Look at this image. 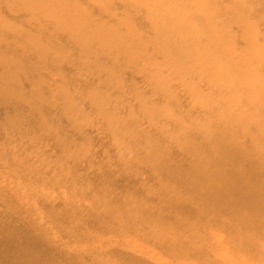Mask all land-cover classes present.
<instances>
[{
	"label": "bare ground",
	"instance_id": "obj_1",
	"mask_svg": "<svg viewBox=\"0 0 264 264\" xmlns=\"http://www.w3.org/2000/svg\"><path fill=\"white\" fill-rule=\"evenodd\" d=\"M187 83L194 85L191 100L185 102L177 89L184 90ZM263 92L264 0H0V159L5 162L0 179L3 173L24 175L12 169L13 160L33 150H26L18 137L29 138L37 126L54 127L56 138L67 143L79 140L80 131L68 133L61 113L77 120L110 118L123 135L129 134L127 123L136 119L138 111L154 127L171 125L172 116L213 127L243 120L220 114L211 98L239 95L251 117L264 120V97L245 99ZM53 103L58 108H52ZM141 130V139L132 142L140 148L165 137L163 133L152 139ZM207 133L197 128L183 129L178 135L203 159L202 167L186 173L161 168L164 179L175 180L191 192L185 196L188 203L158 193H144L146 200L184 216L201 215L202 220L222 215L240 222L246 215L264 220V159L235 151L225 134ZM257 146L263 147V142ZM154 151L147 157H155ZM61 168L55 162L44 173H53L59 180L69 176L72 185L91 181L76 162L62 168L73 175L60 173ZM104 184L93 188L107 202H125L113 193V183L107 188ZM140 186L145 189L144 182ZM7 191L0 189V198L13 206ZM81 195L88 198L90 192ZM77 216L90 223L87 215ZM8 218L0 210V264H57L47 257L39 261L38 255L45 256L44 238L31 231L19 234ZM90 224L102 228L103 223L94 219ZM109 228L115 229L112 224ZM112 244L124 247L126 242L117 239ZM124 250L114 248L108 253L129 264H150ZM190 255L212 262L205 249L192 250Z\"/></svg>",
	"mask_w": 264,
	"mask_h": 264
},
{
	"label": "rangeland",
	"instance_id": "obj_2",
	"mask_svg": "<svg viewBox=\"0 0 264 264\" xmlns=\"http://www.w3.org/2000/svg\"><path fill=\"white\" fill-rule=\"evenodd\" d=\"M132 77L129 74V79ZM244 83L249 84L250 81L245 80ZM193 85L187 83L184 90L177 89L182 101L191 100ZM260 97H264V92L246 95L245 99ZM210 102L220 114L243 121L226 125L215 123L213 127H207L199 120L181 121L172 116L171 125L158 123L154 127L152 121L138 111L136 119L127 123L129 134L123 135L120 125L110 118L97 115L77 120L66 112L61 113V122L68 133L80 131L77 133L79 140L67 143L56 138V129L50 126H37L28 135L29 138L18 137L26 150L33 151H27L24 156L13 160L12 169L23 171V176L3 173L0 189L6 188L15 202L13 206L6 205L0 198V210L7 214L13 229L21 231L19 234L24 236L31 231L34 236L44 238L45 256L38 255L39 261L47 257L57 264H129L120 256L108 253L120 248L130 256L145 258L150 264H214V260L221 264H264V220L249 215L245 216L244 222L225 215L215 220H202L201 215L184 216L146 200L144 193H158L173 202L188 203L185 196L191 192L175 180L164 179L161 173L163 166L171 170L181 169L184 173L190 168L203 166V159L178 138L183 129L186 132L199 128L207 134H225L227 140L236 146L235 151L247 152L254 159H264V120L251 117V111L240 104L239 95L216 96ZM53 105L52 108H58L57 104ZM26 110L28 112L29 108ZM166 114L169 113L166 111ZM141 129L152 139L159 138L163 133L165 137L157 144L146 143L140 148L132 142L141 139ZM258 141L263 142V147L257 148ZM249 144H253L252 148ZM150 150H155V157H147ZM36 151H44L45 155ZM55 162L62 168L66 165L73 167L76 162L80 172L89 175L91 181L72 185L69 176L59 180L53 173H44L49 167L53 168ZM3 163L0 159V166ZM62 168L60 173L73 175ZM245 172L249 175L247 170ZM221 179L230 182L225 176ZM103 182L106 188L113 183V193L122 196L125 202H107L93 188ZM140 182L145 183V189H141ZM128 190L134 192L127 193ZM83 191L90 192V196L83 197ZM122 209L126 210L125 213L120 212ZM79 212L87 215L90 223L94 219L100 220L102 228H98L97 224L86 225L77 216ZM111 224L114 230L109 228ZM120 228L126 235L119 232ZM117 239L126 242V245L112 244ZM249 243L250 248L247 247ZM201 249L210 252L212 262L190 255L192 250Z\"/></svg>",
	"mask_w": 264,
	"mask_h": 264
}]
</instances>
